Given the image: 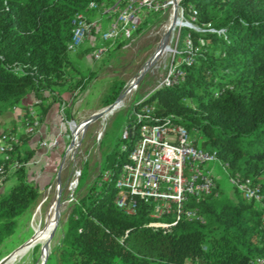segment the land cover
Returning a JSON list of instances; mask_svg holds the SVG:
<instances>
[{
    "label": "trees",
    "instance_id": "1",
    "mask_svg": "<svg viewBox=\"0 0 264 264\" xmlns=\"http://www.w3.org/2000/svg\"><path fill=\"white\" fill-rule=\"evenodd\" d=\"M90 1L112 2L0 0V107L18 105L24 94L32 92L40 100L36 105L40 120L53 103L64 101L60 86L71 91L85 87L82 77L72 80L75 75L69 69H78L67 43L73 15L88 14ZM181 4L188 17L195 11L201 29H190L193 61L180 66L184 76L176 84L155 89L132 109L147 104L153 116L171 115L188 130L196 129L203 147L216 150L229 174L251 178L264 194V0H182ZM91 50L82 48L76 54L89 55ZM122 87V83L113 86L105 106L115 101ZM31 134L20 135L9 151L10 159L0 158L4 166L0 176L11 170L14 160L20 163L12 169L17 181L0 195V244L13 233L16 217L38 196L37 185L24 171L30 156H17V148ZM135 140L136 134L127 139L118 136L110 153L113 161L107 162L108 155L86 193L72 203L63 245L46 264H254V259H264L262 206L235 188L236 200L221 199L217 185L197 204L203 221L180 220L167 229L144 225L148 218L143 204L135 214L120 210L114 182ZM105 169H111L112 178L102 181ZM81 173V177L87 173L85 165Z\"/></svg>",
    "mask_w": 264,
    "mask_h": 264
},
{
    "label": "built area",
    "instance_id": "2",
    "mask_svg": "<svg viewBox=\"0 0 264 264\" xmlns=\"http://www.w3.org/2000/svg\"><path fill=\"white\" fill-rule=\"evenodd\" d=\"M182 0H112L111 3L97 4L90 1L86 7L88 12H97V18H90L87 12H76L72 18L74 26L67 49L77 52L79 49L92 47L90 58H99L109 45L121 44L127 46L134 39L141 23L147 14L167 12L169 20L173 16L180 21L170 33V39H175L173 49L174 62L167 69L166 74L156 84L155 89L169 87L184 76L180 67L189 65L193 61L194 48L191 32L182 35V28L187 27L200 31L196 25L195 11L189 18L185 17ZM176 31V33H175ZM183 37V46L179 47V36ZM106 44H108L106 46ZM133 78L129 85L123 88L122 98L102 117L114 113L120 107L123 97L134 86ZM154 89V90H155ZM145 95V97H147ZM40 100L34 99L33 105L27 108L23 124L19 129H6L0 132V158L10 159L9 151L20 140L22 133H33L37 130L40 120L36 105ZM122 104V103H121ZM105 108V107H104ZM152 108L143 104L139 110L132 109L129 120L121 129L120 137L129 138L136 134V140L128 154L127 161L121 166L115 178V204L128 214H135L139 204H143L149 227L170 228L180 220H200L203 215L197 206L203 196L210 195L218 185V178L209 167L210 162H219L227 170V164L220 161L216 150L205 149L202 137L192 135V131L169 115L162 119L151 113ZM61 116L60 130L52 140L42 139L39 146L46 150L61 149L64 158L74 157L79 152L81 137L86 131L85 119H75L66 114V102L59 104ZM101 132L99 133V137ZM14 160L11 168L19 166ZM4 172L0 165V174ZM228 172V170H227ZM81 168L75 167L72 180L68 184V201H77L78 179ZM112 178L111 169L102 172V181ZM228 179L248 201H254L262 206L264 211V194L258 183L251 178L238 173L229 174ZM264 217V214H263ZM254 264H264V259L256 258Z\"/></svg>",
    "mask_w": 264,
    "mask_h": 264
},
{
    "label": "rangeland",
    "instance_id": "3",
    "mask_svg": "<svg viewBox=\"0 0 264 264\" xmlns=\"http://www.w3.org/2000/svg\"><path fill=\"white\" fill-rule=\"evenodd\" d=\"M168 16L167 12L147 14L129 45L125 47L121 44H112L109 46L106 44L105 51L97 59L88 56L84 57V55L79 59L74 54H71V59L78 69L77 74L72 80L82 77L86 85L82 89L74 88L73 91L66 90L65 86H60L59 90L61 92H67L69 94L68 105L66 103V114L79 120L81 117L90 113L92 109L99 111L105 107V100L113 86L118 83L123 84L122 89L128 86L130 81L139 74L148 59L153 58L166 31L169 22ZM185 17L189 18L187 15ZM187 32H190V29L183 27L182 35H185ZM181 38L180 35L179 43ZM175 39L176 34L173 40H168L169 49L163 51L157 57L144 72L141 79L134 84L132 90L123 97V101L120 102L121 106L115 109L114 113L104 117L106 121L103 122V125H101L99 120L95 122L91 121V127L95 125L99 127L98 132L92 135V132L86 129L80 139L81 144L76 156H67L64 158L63 168L59 172L60 180H57L58 172H54L50 180L37 185L38 196L36 200L21 215L16 217V226L13 233L5 237L0 244V263L30 238L33 228L38 221L37 207L47 198L48 200L43 206L44 209L50 199L55 194L57 195L58 189L61 188L60 216L55 233L49 243L48 256L45 264L48 258L52 259L54 257L55 250L63 245L67 221L73 208L72 203L68 201L67 197L68 184L73 178L75 167H80L82 170L85 165L87 170V173H84L82 177L81 173L78 179L79 187L77 194L80 197L86 193L89 184L99 174L100 167L104 164L106 157L110 155L120 135L121 125L132 110L133 104L143 99L145 95L148 94L149 96L154 91L156 84L166 74L169 65L174 62L173 49L175 48ZM73 71V68L69 69L71 75ZM100 132L101 135L99 137ZM191 133L192 135H199L196 129H192ZM120 147H122V144L118 145V148ZM113 159V156L110 155L107 162H112ZM108 163L107 167L110 168L111 163ZM208 167L211 173L218 178L220 189L217 192L218 197L221 199L228 198L230 200H236L238 194L229 182L228 172L223 168L222 164L219 162H210L208 163ZM260 240L261 235H256L254 241L260 243ZM21 264H41L39 247H35ZM48 264L53 263L50 261Z\"/></svg>",
    "mask_w": 264,
    "mask_h": 264
},
{
    "label": "crops",
    "instance_id": "4",
    "mask_svg": "<svg viewBox=\"0 0 264 264\" xmlns=\"http://www.w3.org/2000/svg\"><path fill=\"white\" fill-rule=\"evenodd\" d=\"M91 13V15H90ZM90 18H97V12H89L87 14ZM76 57L81 59V56L74 53ZM89 55H84V57ZM77 70L73 71L72 75H76ZM69 94L67 92H61V98L67 103ZM35 95L32 92H27L23 95L21 102L18 105H5L0 107V132L16 128L19 129L23 124L25 111L31 105H33ZM59 102L53 103L40 119V124L35 132H33L24 142H22L17 148V156L19 158H25L30 156L29 159L24 162V171L27 179L32 183L38 185L50 180L54 172H61L63 168L64 154L61 149L46 150L39 146V141L42 139L52 140L61 126V116L59 113ZM68 105V103H67ZM38 109L37 106H35ZM97 109H92L90 113L80 119L88 118L91 114L96 112ZM128 117V116H127ZM99 120L101 125L105 122L104 117H99L93 121ZM127 122V118L123 121L121 129ZM87 129L92 132V135L98 132L99 127L97 125L91 127V122L88 124ZM12 169L5 175L0 176V195L7 193L10 188L17 181L16 175L12 172Z\"/></svg>",
    "mask_w": 264,
    "mask_h": 264
},
{
    "label": "bare ground",
    "instance_id": "5",
    "mask_svg": "<svg viewBox=\"0 0 264 264\" xmlns=\"http://www.w3.org/2000/svg\"><path fill=\"white\" fill-rule=\"evenodd\" d=\"M171 24L174 27L175 25L180 24V21L176 19L175 16H173L172 18H170L166 29ZM162 47H163V51H167L169 49L168 41L165 44H163ZM47 200L48 199L45 198L41 202V204L37 207L38 221L33 228V232L30 238L27 241H25L23 244H21L7 259L2 261L0 264H21L26 259V257L32 252V250L37 246L39 247L40 261L44 259L49 249V247L48 248L45 247V244L47 242L50 243L51 240L50 233L52 232V230L56 225V220L59 219V216L56 213V208H57L56 194L54 197L50 199L47 206L44 207L43 209V206L45 205Z\"/></svg>",
    "mask_w": 264,
    "mask_h": 264
},
{
    "label": "water",
    "instance_id": "6",
    "mask_svg": "<svg viewBox=\"0 0 264 264\" xmlns=\"http://www.w3.org/2000/svg\"><path fill=\"white\" fill-rule=\"evenodd\" d=\"M172 24L166 29L165 33H164V36H163V39H162V42L161 44L159 45V47L157 48L156 52L154 53L153 55V58H150L148 59L147 63L142 67L141 71L139 72V74L135 77L134 79V83L136 84L140 79L141 77L143 76L144 72L148 69V67L157 59V57L163 52V47L162 45L165 44L168 39H169V36H170V33L172 31ZM123 94H119V96L117 97V99L105 106V108L91 114L88 119H87V122H86V127L88 126V124L93 121L94 119H97L99 117H102L106 112H108L113 106H114V103L118 102L121 98H122ZM57 180L59 181L60 180V177H59V171L57 173ZM60 194H61V188L58 189V192H57V195H56V203H57V208H56V213L58 216H60V204H61V201H60ZM58 224V220H56V225L54 227V229L52 230V232L50 233V238L54 235L55 233V230H56V226ZM45 247H49V243L47 242L45 244ZM47 256H48V253L46 254V256L44 257V259L41 261V264H45V261L47 260Z\"/></svg>",
    "mask_w": 264,
    "mask_h": 264
}]
</instances>
